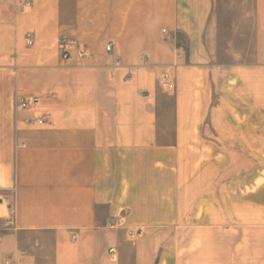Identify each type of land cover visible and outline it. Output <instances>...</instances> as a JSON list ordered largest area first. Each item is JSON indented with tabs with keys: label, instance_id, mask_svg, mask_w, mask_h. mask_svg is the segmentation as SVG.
Segmentation results:
<instances>
[{
	"label": "crops",
	"instance_id": "1",
	"mask_svg": "<svg viewBox=\"0 0 264 264\" xmlns=\"http://www.w3.org/2000/svg\"><path fill=\"white\" fill-rule=\"evenodd\" d=\"M255 4L254 62L221 67L214 0H0V264H264Z\"/></svg>",
	"mask_w": 264,
	"mask_h": 264
},
{
	"label": "rangeland",
	"instance_id": "2",
	"mask_svg": "<svg viewBox=\"0 0 264 264\" xmlns=\"http://www.w3.org/2000/svg\"><path fill=\"white\" fill-rule=\"evenodd\" d=\"M255 23V0H214L211 22L207 30V41L211 50L213 63L221 67L224 65L253 63L257 51L254 31ZM206 122L208 123V120ZM203 130L210 139H215L212 136L216 132H214L212 127L205 126ZM205 145H209L211 148L215 147L214 152L217 156L215 159L216 166L239 167L238 144H225L219 141H212ZM211 148L209 150L213 151ZM217 177L223 178V175H217ZM3 191L0 190V202L5 204L6 212L8 213L7 207H9L10 201L4 200ZM3 209L0 206V214Z\"/></svg>",
	"mask_w": 264,
	"mask_h": 264
},
{
	"label": "built area",
	"instance_id": "3",
	"mask_svg": "<svg viewBox=\"0 0 264 264\" xmlns=\"http://www.w3.org/2000/svg\"><path fill=\"white\" fill-rule=\"evenodd\" d=\"M31 41H29L30 43ZM64 46V42L61 43V47ZM113 46V42H110L108 45H107V50H111V47ZM67 54L65 53L64 54V57H66ZM160 83L166 87L167 89H173L175 87V80H174V77L173 75L168 72V71H164L161 75H160ZM14 104L15 106L18 108V109H21V110H30L32 108L35 107V101L32 99V98H28L26 96H16L15 100H14ZM29 121H34L38 124H42L43 123V118L42 117H39V116H36L34 115L33 117H31L29 119ZM118 224V219H115V221L113 222L112 226ZM71 238L72 240H75L76 239V236L75 234H72L71 235ZM5 264H9V261H5Z\"/></svg>",
	"mask_w": 264,
	"mask_h": 264
}]
</instances>
